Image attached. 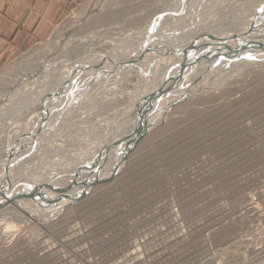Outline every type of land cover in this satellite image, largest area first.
<instances>
[{
  "label": "rangeland",
  "instance_id": "rangeland-1",
  "mask_svg": "<svg viewBox=\"0 0 264 264\" xmlns=\"http://www.w3.org/2000/svg\"><path fill=\"white\" fill-rule=\"evenodd\" d=\"M192 1L190 0L189 5L191 10L194 6L195 10H193L196 14L190 16L191 21L186 19L185 25L191 24L190 22L195 25L200 21L205 25L207 22L208 28L206 25L202 28H206L203 30L205 32L211 29L219 31L216 28L221 31L229 30L231 26L236 27L235 29L246 28L249 23L246 33L242 32L239 35L247 36L249 31L254 38L256 36L261 38L262 35L264 37V19H262L264 12L261 11L264 9V1L246 0L250 2L248 6L245 0ZM63 2L70 4L68 12L63 19L53 25L49 37L77 32L80 37L69 45L74 46L76 50L69 47L67 51L69 49L73 51H69L71 57H76L75 54L78 52H84L76 54L81 57L86 52L88 55L97 52L107 53L123 42L129 43L130 46L133 43L130 36L142 32L148 23H153L150 26L155 30L161 29L165 32L160 27L162 26L166 29L165 33H168V26H171L174 20L163 21L162 24L159 19L174 8L177 0H81L78 2L63 0ZM236 2L240 4V8ZM79 5L87 9L86 16L71 26V23L76 21L71 13L76 11ZM223 6L228 8L225 9ZM243 7L247 8L246 11ZM231 8L232 13L234 12L232 16L229 14ZM238 9L241 14L236 11ZM213 11L219 14H214ZM213 15L217 16L214 18ZM80 16L83 15H76V18ZM218 16L222 20H219ZM70 17L73 19L67 23ZM212 17L216 21H213ZM222 17L228 18L225 20ZM234 17H237V20ZM254 21L258 23L253 26ZM184 23L179 27L185 26ZM66 29L69 31L65 32ZM161 30L160 32L163 33ZM176 31H172L171 34L169 31L168 35L178 36L179 33ZM49 37L31 43L16 54L4 58L0 56V77L3 76V79L8 80L4 81L1 78L3 83L0 81V84L5 87L7 84V88H10L9 83L19 72L16 68L17 63L21 69V63L31 62V58L34 59L33 55L39 53L42 46L46 49L44 46L53 45L52 42L46 41ZM128 39L131 41L129 42ZM65 41L62 39L59 43L64 44ZM126 43L124 48L128 49ZM244 44L237 46L249 47L247 46L249 43ZM35 49H38V52ZM34 50L36 52L33 53ZM183 50L185 49L179 52ZM215 59L212 67L214 71L211 68L204 72L205 74H199L198 77L196 74L187 79L183 95L170 104L164 115L159 116L144 130L141 129L139 135H137L138 131L134 133L136 137L128 135L130 138L128 136L118 138L117 143L114 142L115 153L110 154L111 156H108V150H101L100 153L92 151L91 149L94 148H91L89 143L94 138H99L98 131L108 121V124H113L119 119L121 122L122 119L127 118L121 115L123 114L121 110L124 107L126 109L127 104L134 103L132 100L135 94L131 93L140 90L139 76L133 74L130 78L121 77L110 82L111 86H107L106 89H94L97 95L93 91L88 100L82 102L83 107L80 105L75 111L72 107V110L68 111L69 123L66 122L56 133L57 135L51 138L52 142L44 143L45 147L40 149L41 154L39 152L34 157L35 160L32 159L31 164L27 165L32 166L14 181L15 186L11 193L15 194L10 200L11 203L7 201L8 204L0 207V214L1 211L5 212L8 209L10 213L3 214L8 218L14 217L16 222H21H15L19 227L11 234L0 235V264H264V64L240 63L238 66L236 61H230L229 64L223 57ZM12 66L16 69L13 67V70ZM218 69L221 71L219 72ZM208 72L210 75H207ZM10 74L11 77L14 74L12 79ZM118 82L121 86L116 89L115 85ZM4 89L2 87V90ZM188 89L190 90L187 91ZM2 90L0 89V94ZM99 92L102 96L98 94ZM154 92V90L150 92L151 97ZM113 93L116 94V98ZM28 110L29 108H24L23 112L26 115H22L20 120L18 119L20 116L16 113L14 114L16 117L7 113L4 119L8 120L5 122L12 123L10 118L13 116L15 122L18 120L13 126L25 124L31 118ZM23 112L21 114H24ZM94 124L98 127L96 129L98 133L93 132L95 130L93 128H96ZM76 128L82 130L78 131ZM157 129H160V132ZM96 135L97 137L93 138ZM86 138L90 141L87 142ZM69 142L70 146H67ZM54 145L55 149H51ZM85 146L91 149H86ZM62 149L64 150L61 151ZM124 149L126 151H123ZM119 151L123 153L120 155ZM92 152L95 153H93L94 157ZM108 159L111 161L108 162ZM97 167L100 171L103 170V173ZM76 184L81 186L82 190ZM43 194L46 196L44 197ZM32 207L35 210L39 209L41 218L36 212H32L35 211ZM42 212L49 213L44 215ZM31 213H34L33 219ZM47 214L51 215L48 217Z\"/></svg>",
  "mask_w": 264,
  "mask_h": 264
},
{
  "label": "bare ground",
  "instance_id": "bare-ground-1",
  "mask_svg": "<svg viewBox=\"0 0 264 264\" xmlns=\"http://www.w3.org/2000/svg\"><path fill=\"white\" fill-rule=\"evenodd\" d=\"M194 1H192V2H194ZM200 1H202V0H200ZM207 1H204V2H207ZM216 1H218V0H216ZM227 1H229V0H227ZM232 1L233 0H231V2ZM262 1H264V0H262ZM211 2H212V0H211ZM213 2H215V1H213ZM223 2H225V0ZM190 3H191L190 0H177L176 5L174 6V8H172L170 10V12L165 13L162 16V18L159 19V21L162 24H164L163 21L166 22L167 20H171V19H172L171 21L174 20L173 24H171V22H170L171 26L170 25L168 26L169 29H167V31H168V33L170 31V34H171L172 31L177 30L176 33L177 32L179 33L178 36H177V34L174 35V36H169L168 33H165L166 29L163 28L162 26H160V27L162 29H164L165 32L160 29L161 31H163V33H161L159 29L155 30L153 27L150 26L151 23H148V25L145 27V29H143L142 32L135 33L134 35H131L133 37L130 36V39L132 38V42H133L132 44H130V46L128 45L129 43L123 42L124 44L122 43V45H119V46L115 47L114 49H111V51H108L107 53H98L97 52V53H89V55H88L87 52H86L85 53L86 56H84L85 54H83V56L80 57V55L78 56L76 54H82L84 52H82V53L78 52V53L75 54L76 57H71L72 55L69 54L70 49H69V51H67V49L69 47H71V49H74L73 48L74 46L72 47V46H69V45L72 42L74 43L75 42L74 39L80 37V35L77 32L76 33L73 32L70 35H66V33L65 34L63 33L64 35L62 34V35L58 36V33H57L58 31H57L56 35L58 37L51 36V37H49L46 40V41H48L50 43L52 42L53 45L44 46L46 49H44L43 46H42L40 52L37 53V54H34L35 56L31 53V55H33L34 59L31 58V62L26 63V64L25 63L24 64L21 63V66H22V67L20 66L21 69H19V66H18L19 63H17L16 68H17V70H19L20 73L18 72V74L15 75V77L13 79H12V77L14 76V74H13L12 77H11V74H10V77L12 79V81L10 80L11 82L9 83V87L10 88H7V84H6V87L0 84V86L5 88L4 90H2V87H0V89L3 91L0 94V127L2 129V130H0L1 131L0 132V146H3V147H0V152H1L0 153V199L2 201V205L0 207L5 206L6 204H8V202H9V204L11 203L10 200L13 198V195L15 194V193H13V194L11 193L13 187L15 186L13 184L14 181L16 179H18L21 175H24V172L25 171L27 172V169L32 166L31 165L29 167L27 165L31 164L30 161H32V159H34V157L37 156V154L40 152L41 147H43V146L45 147L44 143L45 144H46V142L50 143L51 138L54 137V135H57L56 133L60 130V128L66 122H68V119H69V116H70V112H68V111H70V109L72 110V107L74 108L73 111H75L77 107H80V105L82 104V102L84 100H86L89 96H91L92 93L95 92V90H100L101 88L102 89H106L109 86H111V85H109L110 82L116 81L117 79H120L121 77L122 78L123 77L130 78V76L133 75V74H136L137 76H139V82L141 83L140 90L137 91V89L135 88L137 93H133L135 91H133L131 93V94H135L134 97H133V100L131 99L134 103L130 104V105H128V104L126 105L125 104L126 105V109H125V107H124L125 110L122 109V110H124V112H122V110H121V113H123V114H121V113L120 114L122 116H127L126 119L125 118L122 119L123 121H121V122H119V120H120L119 119L118 122H114L113 124H108V122H109L108 121L107 124L106 125L104 124L103 127L100 126L102 129L99 130V131L96 130L98 127L95 125V124L98 125V123L94 124L95 125L94 127H96V128L92 127L93 129H95L93 132H95V131H96V133L99 132L98 134L100 136L98 138L97 137L98 134H97L96 136H93V138L97 137L98 139L94 138L95 140L94 139L91 140V141L89 140L90 141L89 146L91 148H94V150L91 149L90 147L85 146L86 149L88 148V149H91L92 151H95V152L97 151L96 153H100L101 150H104V151L108 150V152H107L108 156H111L110 154L115 153V147L116 146L114 145V142H116L118 140V138H120L122 136L126 137L128 135H135V137H136V134H134V133H136L138 131L137 135H139L142 132V131H140L141 129L144 130V128L146 126H148V125L152 124V122L156 121L159 116H161L165 111H167V108H169L170 104H172L173 102L177 101L176 99L183 95V93H184L183 88L186 86V82L188 81L187 79H189L193 75L196 76V74H197L196 77H198L199 74H202V73L208 71L209 69H211L213 67L214 61L216 60L215 58L223 57L228 63L230 61H236L235 63H238V66L240 65V63H242V65H243V63H246L247 65L248 64H254V65L264 64V37H262L263 35L261 36V38H259L260 36L258 38H256L257 36L254 38V36H252L253 34L250 35L249 31H247V32L251 36L250 38H249V35L246 36V34H245V36L244 35H239V33H242V32L246 31V28L249 25V23H247V26L244 24L246 26V28L242 27L243 29L242 28L239 29L238 27H237V29H235L236 27H232L231 26L234 29H232L230 27L229 30L224 29V31H223V29H222V31H221L220 29H217L215 27L216 30H219V31H213V29H211L209 31H205L204 32L203 30L208 28V26L206 25L207 24V22H206L207 20H205L206 15L208 13L206 15H204L205 18L204 17L202 18L206 22L205 25L207 27L205 29H202V28H204L203 26H205V25H202V21H200V23H198V24L193 25L192 22H190L191 20L189 18H190V16L193 17L194 14H196V12H194V10H195L193 8L194 6L192 7V10H191V8H190L191 5H189ZM243 3L245 4V2H243ZM249 3L250 2H247L246 5L248 6ZM217 4H216V6L219 5V4L218 5ZM225 4H227V3H225ZM231 4H233V3H231ZM236 4H237V2H236ZM236 4H235V6H236ZM263 4H264V2H263ZM238 5H239V8H240V4H237V6ZM208 6H209V4H208ZM211 6L212 5H210V7ZM213 6H215V5H213ZM223 7L226 9L227 6L226 7L223 6ZM249 7H250V5H249ZM249 7H248V9H249ZM234 8L236 9V7H234ZM234 8H233V10H235ZM243 8L245 9L246 7H243ZM220 9H222V8L220 7ZM229 9H230V7H229ZM246 9H245V11H246ZM217 10H218V8H217ZM196 11H197V13L199 12L198 8H197ZM236 11L238 12L239 9L236 10ZM86 12H87V9H85V6L79 5L77 10L71 13L72 15L75 16L76 21H74L73 23H71L72 25L71 24L70 25L73 26L75 24V22L78 23L80 20H82L83 17L86 16ZM220 12H221V10H220ZM241 12H242V10H241ZM247 12L249 13V11H247ZM215 13H218V12L215 11L214 14ZM233 13H232V8H231V13H229L230 16H232ZM239 14H241V13H239ZM76 15H83V16L82 17L80 16V17L76 18ZM199 15H201V14H198V16ZM224 15H226V14H224ZM210 16H212V15H210ZM216 16L213 15L214 18ZM224 17H226V16H224ZM254 17H252L253 18L252 20H254ZM219 18H220L219 20H222L221 17H219ZM246 18H248V17H246ZM68 19L69 20H67V23L68 22L70 23L71 19H73V18L70 17ZM186 19H189L190 20L189 22L191 24H187L186 23V25H185L184 21ZM223 19H225V18H223ZM234 19L237 20V17H234ZM262 19H264V17H262ZM210 20H211V17H210ZM210 20H208V22ZM213 21H216V20L214 19ZM231 21L233 22V20H231ZM231 21H230V23H232ZM249 21L250 20H248V22ZM256 21H254V23H252L253 26L258 23V22L255 23ZM150 22H152V20ZM211 22H212V20H211ZM64 23H66V22H64ZM154 23H156V22H154ZM182 23H184L185 26L182 25L183 27L180 28L179 26ZM227 24H228V22H227ZM227 24H226V26H227ZM210 25H212V23ZM232 25H234V23H232ZM158 26H159V24H158ZM192 26H194V27H192ZM154 27H156L155 24H154ZM222 27H223V25H222ZM226 28H228V27H226ZM248 28H250V26ZM69 29H66L67 31H65V32H68ZM238 29H239V31H237ZM172 34H174V33H172ZM62 39L66 40L64 44H60L59 43V41H61ZM130 41L131 40H129V42ZM77 43H78V41H77ZM117 43L115 42V44H117ZM125 43L128 45L127 46L128 49L124 48V47H126ZM246 43L247 44L249 43V45H247L249 47H247V48H249L251 56H249V57L246 56L245 57L243 55L235 54V52H233L234 51L233 49L237 48L239 46V44L246 45ZM190 47L193 48V51L191 53H188L186 56L183 55V52H179L181 49H188ZM77 48H79V47H77ZM35 50L38 52V49H35ZM35 50L33 51V53L36 52ZM74 50H76V48ZM204 51H206L207 53L204 52ZM70 52H73V51L71 50ZM186 59H189V62H188L189 64L186 65V66H183L182 68H179L178 66L181 63H183L184 60H186ZM29 61H30V57H29ZM218 61H221V60H218ZM246 64H244V66ZM14 65H16V64L14 63ZM217 66H219V65H217ZM13 67L14 66H12V69H13ZM251 67H252V65L250 66V68ZM10 68H9V71H10ZM212 70L214 71L213 68H212ZM220 71L221 70H219V72ZM11 72L12 71H10V73ZM14 72H16V71H14ZM217 72H214V73H217ZM7 73L9 74V72H7ZM7 75H5V76H7ZM207 75H210V73L208 72ZM2 77H0V79ZM206 78H207V76H206ZM3 80L4 81H8V80H6V78L3 79ZM3 80H0V81L3 83ZM118 81L121 82L123 80H118ZM119 82H118L117 85H115L116 89H118L117 87L121 86V83H119ZM4 83H6V82H4ZM140 83H139V85H140ZM139 85L137 87H139ZM190 88H191V86H190ZM153 90L155 92H154L153 96L151 97L150 92H153ZM189 90L190 89H188L187 91H189ZM101 91H103V90H101ZM142 93H143L144 96H142ZM98 94H101V93L99 92ZM95 95H97L96 92H95ZM115 95L116 94H114L113 96L115 97ZM100 96H102V94ZM90 98H92V97H90ZM135 103H137V104H135ZM138 104H139V106H138ZM81 106L83 107V105H81ZM24 108H27V109L29 108V110L27 112H28V114L31 117L30 120L28 122H26L25 124H22V125L21 124L20 125L17 124L15 126H13L18 120L15 122V119H13L12 117L13 116L16 117V115H18V116H20L18 118L20 120L22 115L23 116L26 115L23 112ZM119 108H121V107H119ZM21 112H23L24 114H21ZM7 113L10 114V115H13V116H11V118L9 117L12 120L11 122L13 124L12 123L9 124V123L5 122L6 120H8V119H6V120L4 119V117L7 116ZM15 113H16V115H14ZM85 114H86V112H85ZM10 115H8V116H10ZM116 115L118 116L117 113H116ZM115 119L117 120V118H115ZM13 120H14V122H13ZM23 120H25V119H23ZM23 120H21V121L23 122ZM8 122H10V121H8ZM99 123H101V122H99ZM156 123H158V122H156ZM78 124H81V123H78ZM83 125H85V123H83ZM153 125H155V124H153ZM165 126L167 128V125H165ZM88 127H91V126H88ZM5 129H6V131H5ZM89 129H91V128H89ZM75 130L73 129V131H75ZM77 130L79 131V130H82V129L79 128ZM158 130L160 132V129H157V131ZM139 131H140V133H139ZM163 131H165V130H163ZM88 132L90 133V131H88ZM88 132H86V133H88ZM58 134L61 135V133H58ZM2 135H4L5 137L3 138ZM76 135H77V133H76ZM78 136H77V138H78ZM74 137L75 136H73V138ZM89 137H91V136H89ZM58 138H59V135H58ZM78 139H81V138L79 137ZM86 140H87V138H86ZM59 141H60V138H59ZM89 141L87 140V142H89ZM54 142L52 143V145L54 144ZM71 142H73V140H71ZM66 144H68V143H66ZM59 145H61V144H59ZM118 145H120V144H118ZM67 146H70V142H69V145H67ZM52 147H51V149H55V145H54L53 148ZM56 147H57V144H56ZM137 147H138V145H137ZM48 148H49V146H48ZM43 149L44 148H42V150ZM57 149L60 150V148H57ZM63 150L64 149H62L61 151H63ZM43 151L45 152V150H43ZM123 151H126V150L124 149ZM58 152L59 151H57V153ZM78 153H79V151H78ZM93 153L94 152H92V155H93ZM121 153H123V152L121 151ZM121 153L119 151L120 155H121ZM40 154H41V152H40ZM54 154H56V153L54 152ZM106 154H104V155L106 156ZM47 156H48V154H47ZM90 156L91 155H89V157ZM94 156L95 155H93V157ZM89 157H88V159H91ZM119 159H120V157H119ZM85 160H87V158ZM85 160H83V161H85ZM109 160L111 161V159H108V162H110ZM41 161H43V160H41ZM116 161H117V159H116ZM113 162H115V161H113ZM85 165L86 164H84V166ZM104 165L106 167V163ZM123 165H121V166H123ZM116 167H117V165H116ZM106 169H107V167H106ZM98 170H99V168H98ZM100 172L103 173V170L100 171ZM38 173H39V171H38ZM102 175H104V174H102ZM115 175H113V176H115ZM31 177H29V178L31 179ZM46 178H48V177H46ZM53 178L54 177H52V179ZM61 178H62V176H61ZM81 180L83 181L84 179H81ZM68 181H70V180H68ZM68 181H67V183H68ZM91 181H92V179H91ZM76 182H77V180H76ZM84 182H85V180H84ZM83 184H81V185H83ZM25 185H27V184H25ZM76 185H78V184H76ZM28 187H29V185H28ZM79 187H81V186H79ZM36 189H37V187H36ZM76 189H77V187H76ZM80 189L82 190V187ZM86 190H87V188H86ZM33 191H34V189H33ZM71 191H72V189H71ZM72 193H73V191H72ZM48 195L51 196L50 194H48ZM45 196L46 195H44V197ZM34 199H36V198H34ZM49 201H51V200H49ZM53 204H54V202H53ZM30 205H31V203H30ZM59 208H58V210H59ZM4 209L5 208H3V210ZM7 210H5V212L1 211L2 214H0V235L2 234V236H3V234H6V233H10L11 234V232H13L14 230H17V228L19 227V225L16 224V223L19 222L18 220H17L18 222H16L15 221L16 219L14 217H13L14 218V220H13V218H8L7 216H5V214H3V213H6V212H9ZM38 210H35V211H32V212H36L38 214V217H39L41 215V213L39 214ZM12 212H11V214H13ZM17 213L19 214L18 210H17ZM46 213H49V212H46ZM46 213L45 214L43 213V214L46 215ZM33 214L31 213V218H32ZM43 214H42V216H43ZM47 215L49 217L51 214L50 215L47 214ZM40 218H41V216H40ZM44 219H46V218H44ZM41 220L43 221V219H41ZM28 222H30V221H27V223ZM19 223H21V222H19ZM25 223H26V219H25Z\"/></svg>",
  "mask_w": 264,
  "mask_h": 264
},
{
  "label": "crops",
  "instance_id": "crops-1",
  "mask_svg": "<svg viewBox=\"0 0 264 264\" xmlns=\"http://www.w3.org/2000/svg\"><path fill=\"white\" fill-rule=\"evenodd\" d=\"M69 5L63 0H0V56L45 40L53 25L66 16Z\"/></svg>",
  "mask_w": 264,
  "mask_h": 264
},
{
  "label": "water",
  "instance_id": "water-1",
  "mask_svg": "<svg viewBox=\"0 0 264 264\" xmlns=\"http://www.w3.org/2000/svg\"><path fill=\"white\" fill-rule=\"evenodd\" d=\"M193 47V46H192ZM192 47H190V48H188V49H185V50H183V51H181V52H183V55H187L188 53H191L192 51H193V48ZM234 51L233 52H235V54H241V55H243V56H251L250 55V50H249V48H247V47H242V48H234L233 49ZM189 59H186V60H184V62L183 63H181L178 67L179 68H182L183 66H186V65H188L189 63ZM142 117V116H141Z\"/></svg>",
  "mask_w": 264,
  "mask_h": 264
},
{
  "label": "snow or ice",
  "instance_id": "snow-or-ice-1",
  "mask_svg": "<svg viewBox=\"0 0 264 264\" xmlns=\"http://www.w3.org/2000/svg\"><path fill=\"white\" fill-rule=\"evenodd\" d=\"M262 12H264V9H261Z\"/></svg>",
  "mask_w": 264,
  "mask_h": 264
}]
</instances>
